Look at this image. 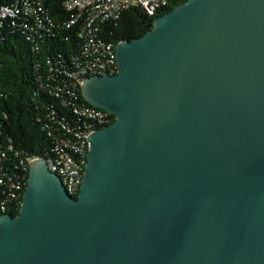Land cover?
<instances>
[{
  "label": "water",
  "instance_id": "water-1",
  "mask_svg": "<svg viewBox=\"0 0 264 264\" xmlns=\"http://www.w3.org/2000/svg\"><path fill=\"white\" fill-rule=\"evenodd\" d=\"M115 59L77 196L30 161L0 264H264V0H186Z\"/></svg>",
  "mask_w": 264,
  "mask_h": 264
},
{
  "label": "trees",
  "instance_id": "trees-1",
  "mask_svg": "<svg viewBox=\"0 0 264 264\" xmlns=\"http://www.w3.org/2000/svg\"><path fill=\"white\" fill-rule=\"evenodd\" d=\"M13 1L0 0V5ZM185 1L167 0L153 16L140 7L125 9L118 19L100 24L99 36L114 46L140 37L152 27L156 17ZM43 4L54 21L48 30L45 25L30 28L31 22L6 18L0 34V174L17 178L23 191L27 173L22 177L23 170L17 168L19 162L28 165L32 158L51 157L61 139L73 138L75 132L90 123L74 108L93 107L80 89L82 79L92 75L84 74L81 80L68 76L74 69L72 61L83 60V42L77 36L80 22L65 27L63 22L69 19V12L63 7V0H43ZM107 120L106 124L111 123L114 115L108 114ZM22 194L16 205H7L6 213L18 214Z\"/></svg>",
  "mask_w": 264,
  "mask_h": 264
},
{
  "label": "built area",
  "instance_id": "built-area-1",
  "mask_svg": "<svg viewBox=\"0 0 264 264\" xmlns=\"http://www.w3.org/2000/svg\"><path fill=\"white\" fill-rule=\"evenodd\" d=\"M166 4L167 0H63V7L69 12V19L63 24L65 27H70L80 22L77 36L83 42L80 47V56L83 60L72 61L74 69L68 76L80 78L84 74L112 75L116 73L118 65L115 59V46L101 39L100 24L118 19L122 11L130 7H140L147 15L153 16ZM6 18H20L31 22L28 23L30 28H33L31 25L37 29L45 25L48 30L54 25L53 18L44 6L43 0H14L10 4L0 5V34ZM74 112L90 123H87L82 131L75 132L73 138L61 139L54 146L52 156L43 158L48 169L60 176L66 192L71 196H77L81 184L89 147L86 137L91 131L97 129V127L92 128L93 125H107L108 114H111L94 106L76 107ZM35 159L38 158H32L30 161ZM17 168L23 170L22 177L26 173L28 177L29 163L26 165L20 161ZM22 192H24L22 183L17 178L14 179L4 173L0 174V215L6 213L7 205H16L18 201L16 199Z\"/></svg>",
  "mask_w": 264,
  "mask_h": 264
}]
</instances>
